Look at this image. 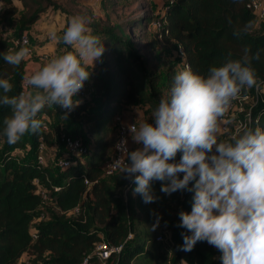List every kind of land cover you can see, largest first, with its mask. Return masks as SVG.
I'll use <instances>...</instances> for the list:
<instances>
[{"label":"trees","instance_id":"trees-1","mask_svg":"<svg viewBox=\"0 0 264 264\" xmlns=\"http://www.w3.org/2000/svg\"><path fill=\"white\" fill-rule=\"evenodd\" d=\"M102 1L109 7L116 3V0ZM248 2L172 0L156 18L161 24L160 30L152 27V32H149V26H152L154 17L149 14L126 18L118 23H92L93 34L101 38L105 47L102 58L94 61L95 71L85 81L86 89L87 83L91 87L94 105L89 106L86 95L70 112L76 116L85 113L81 120L87 140L69 133L87 147L82 163L75 160L66 168L36 163L37 138L43 135L45 144L49 146L54 132L51 127L44 132L40 129L35 134L28 133L13 145L7 144L2 129L3 121L11 115V110L0 107V264H23L19 262L23 254L31 255L33 264H78L99 239V234L105 242L120 246L112 264H137L142 258L152 261L158 254L160 261L156 264L180 261L184 264H221L216 251L206 241L198 242L190 252L178 247L183 243L180 233L190 234L186 229L175 226L179 223L178 212L191 211L193 192L178 191L165 195L160 191V182H155L153 188L159 200L144 204L139 194H133L135 184L131 181L120 189L125 179L120 171L102 177L101 164L112 153L113 118L121 115L123 109L139 104L149 109L152 118L160 97L168 93L178 73L168 66L162 74L153 68L156 60L153 53L159 42L179 44L181 55L177 53L183 69L190 66L194 73L202 75H207L210 67L220 66L229 54L233 59L239 58L245 46H250L253 52L264 50V21L255 27V16L247 8ZM0 5V26H8L15 21L14 39L22 33L29 39L28 30L32 25L50 9L58 8L54 0H0ZM248 22L252 27L246 35H233L235 29ZM133 31L144 42H134ZM18 48V45H11L8 39L0 37V78L12 83L9 95H18L24 61L12 66L4 61L3 55ZM253 67L262 83L258 100L251 108L250 127L264 128V51L260 59L253 62ZM252 89H245L241 94ZM45 110L42 112L49 120L53 115L56 118L64 116L50 107ZM60 128L56 125L55 131ZM27 141L30 155L19 159L13 149L22 147ZM180 157L178 152L177 162ZM51 167L57 171L54 173ZM84 178L91 184L87 186ZM34 180L45 189V201L35 193ZM54 186L59 189L54 191ZM76 205L82 206V214L66 213ZM150 210L160 214L159 228L168 233L166 238L170 245L167 256L159 250L160 245L154 239L156 228L152 230V226L156 218ZM45 254H48L46 259Z\"/></svg>","mask_w":264,"mask_h":264},{"label":"clouds","instance_id":"clouds-1","mask_svg":"<svg viewBox=\"0 0 264 264\" xmlns=\"http://www.w3.org/2000/svg\"><path fill=\"white\" fill-rule=\"evenodd\" d=\"M251 27L248 22L233 35H246ZM57 39L73 51L50 58L28 75L26 91L9 95L12 83L0 78V107L11 110L2 129L9 145L44 126L38 114L46 107L66 109V119L79 106L76 97L90 79L94 61L105 51L83 15H74ZM262 51L245 46L239 58L229 54L220 66L210 67L207 75L185 66L175 74L168 93L160 97L151 121L129 128L137 147L129 150L127 141L121 140L124 159L114 165L135 184L133 194H139L144 204L159 200L155 182H160L165 195L193 192L191 211L178 212L175 226L190 233H180L183 243L178 247L190 252L198 242L206 241L221 252L222 264H264V128L242 124L230 140H219L231 102L245 89L260 88L253 62ZM28 55L27 47H19L3 59L18 66ZM150 211L156 218L155 230L161 216Z\"/></svg>","mask_w":264,"mask_h":264},{"label":"rangeland","instance_id":"rangeland-1","mask_svg":"<svg viewBox=\"0 0 264 264\" xmlns=\"http://www.w3.org/2000/svg\"><path fill=\"white\" fill-rule=\"evenodd\" d=\"M56 4L58 5L57 9H50L51 12L54 13V16L51 18V21L55 23L54 28H52L55 32L50 36V38H54L55 43L53 46L55 47V53H57V49L62 48L63 52L67 51H73L70 46L64 45L62 42H60L57 38L62 36L63 31L67 27L69 21L74 15H83L86 17L89 21V27L92 23H98V24H104V23H118L123 21L126 18H132V17H138V16H144L146 14H149L154 17V20L161 15V13L164 11V7L166 6V3H160V2H154L149 3L147 0H116V3L112 4V6H106V4L101 0H54ZM21 10V9H20ZM19 10V12H20ZM16 19V16L14 17ZM153 20V21H154ZM15 21L11 22L8 26H0V37L8 39L9 43L11 42V45H13V40L15 36ZM255 27H258V22L255 23ZM91 28V27H90ZM153 28L150 25L149 26V32H152ZM137 32L133 31L132 38L134 42L136 43H142L144 42V39L137 37ZM30 35V33H28ZM61 51V52H62ZM60 55L56 54L55 56ZM154 57H156V60L153 62V68L158 73H163L164 68L166 66L171 67V69L175 72H179L183 70L182 66V60L178 56L176 46L173 43H162L159 42L157 46V50L153 53ZM53 56V57H55ZM52 58V57H51ZM95 66L90 70L91 73L95 71ZM162 93H165L164 90H161ZM87 96L89 97L88 103L89 106L94 105V95L91 93V87L87 83ZM250 102L245 101L241 103L242 110L238 112L236 115H230L226 118V124H227V131L225 133L219 134V140L221 141H227L230 140L232 136L236 135L241 125H248L250 126V123H246V113L248 112L250 108ZM48 107H46L47 110ZM252 108V107H251ZM45 110V111H46ZM133 111H136L138 115L142 113V118L139 121V123H134L135 125H139L142 122H150L151 117L149 116V109L146 108L145 105H137ZM132 113V110H130ZM251 112V109H250ZM120 113H123L122 111ZM85 113L82 112L78 116L74 113H70L67 115V118L65 119L63 116H58L57 118L53 115L52 120L50 118V125H53L54 123L58 122L60 125V129L56 131L55 141H58V136L60 133H64L69 135L76 134L80 137H84L85 140H87L86 133H85V127L84 123H82V116ZM54 127V125H53ZM24 135L23 137H25ZM22 137V138H23ZM21 138V139H22ZM112 142H113V136H112ZM27 141L22 147L13 149V153H15L18 158L27 157L30 155V146ZM53 143V141H51ZM130 143V142H129ZM132 147L129 144V150H133L137 147V145L133 142ZM113 146V145H112ZM2 147V142L0 141V149ZM56 152L53 149H49V152H43V158L44 162L43 164L52 165V160L56 158ZM51 171H54V173L57 171L56 168L51 167ZM157 235L162 236V241L158 242L160 245L159 250L161 252H165L166 256L168 255L167 252L169 251V241L166 237H168V233L165 231H162L158 227H156V232L154 233V238ZM216 253L219 254L218 250ZM48 258V254L44 255V259ZM217 258V257H216ZM138 261V260H137ZM160 261V256L155 255L153 260L151 261H145L144 258L138 261L137 264H152L153 262L156 264ZM19 262L23 264H33V257L29 254H23ZM41 262V261H40Z\"/></svg>","mask_w":264,"mask_h":264},{"label":"built area","instance_id":"built-area-1","mask_svg":"<svg viewBox=\"0 0 264 264\" xmlns=\"http://www.w3.org/2000/svg\"><path fill=\"white\" fill-rule=\"evenodd\" d=\"M148 2H160V3H170L172 0H147ZM247 8H249L255 16L256 22L264 21V0H249L247 3ZM1 9V5H0ZM152 27L159 31L161 28V24L158 20L153 21ZM15 45L19 47H27L29 49V55L24 60L23 73L19 80V89L18 94L27 90L26 77L32 72L29 69V62L32 58V55L35 53L33 47L30 44V41L25 33H22L18 38L13 40ZM177 52L181 55V47L179 44L176 46ZM87 95V89L84 84L83 89L78 93L76 97L79 101L82 100ZM259 89L253 88L251 92H246L245 94H240L235 100H233L229 106L228 111L223 117L220 134L225 133L228 129L226 124V118L230 115H236L238 112L242 110L241 103L245 101L250 102V106L253 107L258 100ZM246 113V123H250V109ZM52 111L59 112L60 114H65L67 112L66 109L61 107H50ZM70 113V112H69ZM68 113V114H69ZM39 119L43 121L44 126L41 130L44 132L48 128L51 127L49 117L41 112L38 116ZM113 123L115 126V134H114V144L112 148L111 155L105 159L101 164V176L109 177L116 172L119 171V168L115 167V162L124 159V153L122 152V144L121 140L127 141V147L129 149V128L134 124L129 121L124 120L120 115H116L113 118ZM55 135V134H54ZM53 135L52 141L49 146L45 144L44 136L39 135L36 143V151H35V161L39 165H44L43 152H49V149H53L56 154V158L52 160V164L57 168H66L75 160L78 162L83 161L85 154H87V147L82 144L80 139L76 137H72L70 135L60 133L58 136V141H55V137ZM84 183L88 186L91 184V181H87L85 178L83 179ZM34 184L36 186L35 193L38 194L41 201L46 200V191L42 186L38 184L37 180H34ZM59 189L58 186H54L53 190L57 191ZM83 208L81 205H76L70 211L66 212L70 215H79L82 214ZM31 230V236L34 237V234ZM129 237V235H128ZM155 241L161 242L162 236L157 235ZM120 246H113L107 242H105L102 238V235L99 234V239L94 243L91 250L86 253L81 261L78 264H112L116 254L118 253ZM51 264V263H46ZM176 264H184L183 262H178Z\"/></svg>","mask_w":264,"mask_h":264},{"label":"crops","instance_id":"crops-1","mask_svg":"<svg viewBox=\"0 0 264 264\" xmlns=\"http://www.w3.org/2000/svg\"><path fill=\"white\" fill-rule=\"evenodd\" d=\"M54 16V13L49 11L46 13L45 16L39 18L33 25L32 27L28 30V32L30 33L29 35V41L33 46V50L35 52L34 57L32 58V61L29 62L28 66L29 69L32 73H34L35 71H37L42 65L46 64L48 62V60L55 56L56 54H60L61 51L63 50L62 48L57 49V53H55L54 49L55 47L53 46V44L55 43L56 39H52L50 38V36L53 34V32H55L52 28H54L55 23L53 21H51V18ZM137 106V105H136ZM136 106H132V107H128L125 108V110L123 109V113H121V117L126 120L129 121L131 123H139V121L142 118V113H140V115H138L136 113V111H133V109ZM130 110H132V113L130 112ZM54 125V127H53ZM53 125H51V129L54 131L53 135L56 133V129L55 126L59 125L58 122L54 123ZM129 144H131L130 146L132 147V139L131 136L129 138ZM213 247V246H212ZM213 249L215 251H217V249L215 247H213ZM219 252V251H218ZM216 257L217 259L220 261V263L222 264V261L220 259L221 257V252L216 253Z\"/></svg>","mask_w":264,"mask_h":264},{"label":"water","instance_id":"water-1","mask_svg":"<svg viewBox=\"0 0 264 264\" xmlns=\"http://www.w3.org/2000/svg\"><path fill=\"white\" fill-rule=\"evenodd\" d=\"M128 183H129V180H127V179H124V181H123V183H122V185H121V187H120V189L122 190L125 186H127L128 185Z\"/></svg>","mask_w":264,"mask_h":264}]
</instances>
